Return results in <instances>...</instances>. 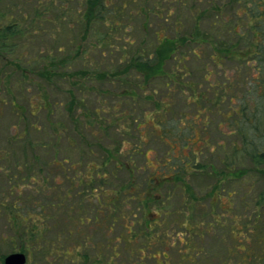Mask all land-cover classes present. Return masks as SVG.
<instances>
[{
    "label": "rangeland",
    "instance_id": "rangeland-1",
    "mask_svg": "<svg viewBox=\"0 0 264 264\" xmlns=\"http://www.w3.org/2000/svg\"><path fill=\"white\" fill-rule=\"evenodd\" d=\"M35 1L0 0V14L3 16L0 19V27L13 22L19 24L21 21L27 25L26 30L21 25L17 28L27 33V39H24L27 45L23 50L25 55V60H23L29 59L38 65L41 64V67H32V70L29 69L30 64H24L22 69L25 68L28 72L22 73L24 71L18 69L19 60L0 57V150L8 152V156L11 157L12 149L9 148L6 139L25 138L29 135L34 141L38 140L36 146L44 143L48 148L47 150L44 148L43 152L39 151L42 149H38L35 154L42 162L51 161L52 153L57 150L56 161H58L57 158L61 161L68 158L70 161L77 162L76 169L79 175L86 171L84 167H87V164H100L113 154L119 163L132 162L136 173L129 177L124 170H121L115 173V177L109 176L108 180L115 186L133 180L135 185L138 182L141 190L148 179L174 177L169 171L172 167L184 177L186 184L191 188L192 196L184 192L186 187L182 184L174 185L171 182L168 185L166 183L161 190L154 193L155 201L148 205L147 216L151 220L160 221L163 224L162 232L171 234L174 240H166V246L165 243L153 244L151 250L165 251L171 256L172 263L183 264L184 261L176 252L182 248L178 240L189 239L190 228L202 221L204 226L192 231L191 236L199 240L194 239L192 242L196 246L200 243L204 249L201 255L203 251L205 254L195 262L198 264H264V240L263 242L258 240L252 229H246L253 225L252 222L256 215L258 218L261 216L257 224L261 229L260 238H264V209L261 215L260 209L254 208L256 201L261 197V191H264V181L261 170L256 169L249 156L244 153L245 148L248 152L250 148L244 145L243 133L239 131L237 122L242 123L245 128L249 124L241 122L244 115L243 107L248 117L252 113L256 114L257 120L261 117L260 99H253L257 96L250 94L243 98V94L251 88L248 81L256 85L261 80L258 73V62L254 60L256 56L253 54L257 40L252 38L249 31L250 24L245 20L244 11L239 10L238 18L242 19L239 26L245 38L239 42L236 52L233 50L235 46L232 45L231 52H229L232 57L221 58L220 53L230 46V43L225 40L213 46L188 44L192 51L196 49L195 51L201 53L200 58H196L190 51L183 65H179L175 57L167 61L165 71L175 72V80L181 81L182 84V89L177 84H172L171 89L168 90L165 87L166 76L159 78L151 76L147 80V72L144 77L142 73L133 68L128 71L123 68L130 62L131 56L146 55L154 49L158 41L155 33L160 23L162 26L166 25L168 29L167 31L161 30L158 34L159 39L166 35L171 38L190 34L187 9L180 10V7H172L171 12L176 14L175 12L179 10L178 16L180 15L177 24L179 33H176L173 29L176 16L165 14L164 17L168 18V22H165L166 19L159 20L152 14L150 15L152 9L154 11L160 5L158 1L156 2L158 5L155 3L156 6L143 3L141 9L146 18L138 15L139 18L137 16L136 19H141L134 20L126 28L125 38L134 41L132 46L117 42L115 45L120 46L113 49L112 55L109 51L102 55L99 49L91 48L94 39L86 36L88 41L83 40L82 45L85 46L87 52L81 54L77 48L78 51L75 52L77 56L73 58L75 60L70 59L75 53L68 58L70 65L57 68L59 71L54 69L55 73L51 74L52 76L46 77L44 74L42 78L36 72L50 68L51 62L58 64L57 60L62 57L61 54L53 52L50 55L56 61L49 57L43 58L44 44L47 43L48 47L53 41L51 39L53 37L52 25L48 23V20L57 21L55 17L60 12L59 7H61L62 0H53L56 3L55 8L48 7V9L46 6L50 5L51 0H41L46 5L43 6L46 9L39 10L45 14L40 18L34 13V8L37 6ZM77 1H80L79 5ZM86 1H68L65 7L69 9L70 14H73L75 9L83 12ZM222 1L221 5L217 4V6L221 7L225 18L228 16L231 18L234 14L233 9L236 7L231 0ZM170 3L166 2L167 5H171ZM189 3L193 24V5L201 3L198 4L194 0H190ZM213 4L211 0H207L202 6L210 8ZM159 7H163V3ZM67 13L62 17L64 24L72 17L71 15L68 17ZM203 27L204 25L200 30L202 38L205 39L203 34L206 30ZM43 51L44 53L40 54ZM123 53L127 55V58H120ZM238 62L245 63L247 68L242 69ZM182 66L187 68L186 72ZM180 71H184L185 74H181L184 72L180 73ZM243 77L248 79L245 86L242 82ZM44 78H51L53 83ZM145 79L148 82H145ZM227 91H230L235 98L231 99L232 95L227 94ZM257 93L258 96L263 94L264 89L260 88ZM194 94L202 95L205 99L196 100V104L195 99L190 100ZM72 101L75 103L73 106ZM242 101H245L244 105ZM45 103L46 107L47 104H51V108L54 109L53 115H49L46 108H44L46 111L39 110L40 105ZM12 110L22 112L23 119L19 121L21 115L15 114ZM236 111L237 114H235ZM31 112L35 114L34 117ZM71 116L73 120L76 119L75 122ZM158 121H162L159 126H157ZM34 127L41 131H35ZM165 132L176 134L169 138ZM68 142L73 143L72 150ZM27 143L19 146L22 148V156L24 155L22 151L27 154L35 150ZM259 143L260 141L257 142ZM88 144H90L92 154L88 152ZM137 147L140 148L142 155L132 154L133 148L138 149ZM46 152H48L47 155ZM28 154L32 158V154ZM187 157H190L191 161V166L188 167L185 166V162L188 161ZM113 163L109 164L111 169ZM226 163L232 164L226 167ZM60 165L70 178L72 170L67 171L70 164L60 163ZM40 166L53 173L59 169L52 165L41 164ZM189 167H191L190 170H188ZM46 172L48 173L44 169L41 175L46 176ZM48 176L51 177L52 174L48 173ZM61 179L62 176L57 178L59 182ZM115 186H103L102 189L96 187L98 191L93 193L102 196L105 202L107 194L115 189ZM64 187L67 188L66 184ZM220 188H222L220 197L214 198L213 192ZM93 193H89L91 196L87 197L86 203L89 206L90 203L96 202ZM182 193L183 196H181ZM128 210L126 208L124 211ZM87 215L92 217L89 211ZM187 221L189 229L187 227V230L184 227L178 228L177 223L183 225ZM137 228L139 229L138 226H133V231L136 232ZM143 229L145 232L139 234L143 237L144 243H149V240L144 237L149 231L143 227L140 231ZM120 230L122 229L118 225L114 227L113 234L110 235L113 241L116 242ZM6 231V225L0 223L2 236L7 234ZM201 240L203 241L200 242ZM4 248L0 249V255H7L11 251L10 248ZM82 253L84 256L86 254L93 256L89 246L85 250L82 249ZM105 254L108 255V250ZM120 255L116 262L129 264L125 261L126 252H121ZM261 255L263 256L262 261L259 259ZM156 261L157 259H148L143 264H157ZM161 262L159 259L158 263Z\"/></svg>",
    "mask_w": 264,
    "mask_h": 264
},
{
    "label": "trees",
    "instance_id": "trees-1",
    "mask_svg": "<svg viewBox=\"0 0 264 264\" xmlns=\"http://www.w3.org/2000/svg\"><path fill=\"white\" fill-rule=\"evenodd\" d=\"M68 1L70 2L73 0L61 1L62 4L60 3L61 7H59L60 12L57 17H55L57 20L56 22L54 19L48 20V23L52 25L53 37L51 39L54 42L52 41V44L48 47L46 46L47 43L44 44L45 54H43V58H51L50 54L57 52L62 55L61 59L57 60L60 65L55 62H51L50 68H46L44 65L46 69H40L36 72L39 76H42V78L45 75L46 77H48V75L52 76L51 74L55 73L54 69L59 71L57 68L70 65V60L68 58L78 51L77 48L80 50L81 54L87 52V49L84 48L85 46L82 45V41L85 40L87 42V37L90 36L94 39L91 48L99 49L102 55H105L107 51L112 55L113 49L119 48L120 46L115 45L117 42L132 46L134 41L126 40L125 38L126 28L129 27L131 22L137 20L136 18L138 15H141V18H146L141 9L143 3L155 5L158 1V4H160L159 6L163 3V7L158 6L154 11L152 9L150 15L152 14L159 20L166 19L165 22H168V18L164 17L165 14L176 16L174 21L175 27L173 29L176 33H179L177 29L178 17L180 16H178L179 10L174 14L171 12L172 7H180V10L182 8L183 10L187 9L189 13V19L187 20L190 22L191 29L190 34H182L181 36H174L171 38L166 35L162 39H159L158 34L161 30L167 31L168 29L166 25L163 24L164 26H162V23H160L161 25H159V29L157 33H155L158 41L154 49L146 53V55H138L137 57L131 56L130 62H128L123 69L128 71L130 68H133L142 73L144 77L147 72V80L151 76L158 78L160 76H166L167 80L165 82V87L168 90L171 89L172 84H177L178 87L182 89V84L181 81L178 82L175 80V72L168 73L165 71V64L171 58L175 57L177 63L183 65V62L186 61L187 54L192 51V48L188 46V44H196V46L208 44L213 46L218 43L221 44L222 41L225 40L230 43V46L226 51L220 53L221 58L232 57L229 55L232 45L235 46L233 50L236 52L235 50H237L236 48L239 46V42L245 38L239 26L242 19L238 18L239 10H243L244 17L246 18L245 20L250 24L249 31L251 32L252 38L257 40L256 45L254 44L255 50L253 54L256 56L254 60L258 62V73L261 79L258 84L254 85L252 81L249 82L248 79L243 77L242 82L244 86L247 84L246 81L251 84V88L243 94V98H246V96L250 94L257 96L253 99H260L259 112L261 117L257 120L255 113H252L250 117H248V115L245 114L246 109L243 107L242 113H244V115L242 114L243 118L241 122L245 124L248 122L249 124L247 123V128H245L242 123H239V121L237 122L239 131L243 133L244 145L250 148L249 152L247 148H245L244 153L249 156L254 167L261 170L262 180L264 181V93L259 96L257 93V90L260 88L264 89V0H231L234 7H236L233 9L234 14H232L231 18L230 16L225 18V15L221 11V7L217 6V4L221 5L223 2L222 0H211L214 4L211 5L210 8L202 6L207 0H194V2L201 4L193 5V24L191 23L190 3L188 4L190 0H87L84 3V11L81 12L79 9H75L73 14H70V11H68L69 9L65 7ZM35 2L37 6L34 8V13L38 18L45 15L39 10L42 8L48 9V7L55 8L54 6H56L53 0H51L50 5L48 4L47 6L44 5L41 0H36ZM77 2V5H79L80 1ZM166 2L171 5H167ZM165 4L167 6H165ZM43 6H46V8ZM66 13L68 17L69 15L72 17L67 21L65 20L66 24H64V19L62 17ZM1 18H3L2 14H0V19ZM126 18L127 21H125ZM44 21L47 20L44 19ZM19 25L26 30L27 25L22 21L19 24L13 22L10 25L0 27V57L4 59L10 57L15 61L19 60L18 69L24 71L22 73H26L28 71L25 68L22 69V65L30 64L29 69L32 70V67L38 68L37 66L41 67V64L38 65V63L29 59L24 61L25 55L23 54V50L25 45H27L24 39H27V33L26 31L23 32L21 28L17 29ZM203 25L204 30H206L203 34L205 39L202 38L200 30ZM185 48L187 50H183ZM122 49H124V47ZM119 50L121 51V49ZM195 50L192 51L193 55L196 58H200L201 53L199 54ZM42 53H44V51L40 52V54ZM76 56L75 53L70 59L75 60L73 58H76ZM121 57L127 58V55L125 56L123 53L120 55V58ZM53 59L51 58V60ZM237 59L240 60L241 58L237 57ZM239 67L243 69L247 68V65L245 63H239ZM182 68L186 72L187 68L185 66H182ZM184 71H180V73ZM185 72L181 74L184 75ZM51 78L44 79L53 83ZM146 79L144 81L148 82ZM230 91L226 93L230 94ZM231 95L232 94H230V96ZM233 98L235 97L232 95L231 99ZM191 99H195L196 102V100H203L205 98L202 95L194 94L190 97V100ZM242 103L244 105L245 101H242ZM47 105L46 107V103L41 104L39 110H44V108H46L47 113L53 115L54 109L51 108V104ZM71 105H75L74 101L71 102ZM13 106L14 105L11 106L12 109H14ZM12 111L15 112V114L18 113L21 115L19 118L20 121L22 112L20 113L18 110ZM237 113L236 111L235 114ZM31 115L33 117L35 116L33 112H31ZM71 119L73 120L72 116ZM75 120L76 119H74L73 122H75ZM160 124H162V121H158L157 126ZM34 129L37 132L41 131L36 130L35 127ZM175 134L174 132V134L167 133L165 135L172 138ZM257 140L260 141L259 144H257ZM37 142L38 140L34 141L29 135L25 138L17 137L14 139L11 138V140L6 139L9 148L12 149V156L9 157L8 152L0 150V223H4L7 228V234H5V236H2L3 234L0 232V245L2 246L0 249L4 247V249L10 248L11 251L9 254L18 252L24 253L28 257L27 264H125L123 262H116L118 261V257L121 256V252H126L125 261L129 264H143L144 261L148 259H157V264H174L170 258L171 256L167 252H154L151 250V245L165 243L166 246V240H172L173 237H171V234L162 232L161 228L163 224H161L160 221L148 218L147 207L155 201L153 198L154 193L161 190V187L157 185L159 183L171 182L174 185L182 184V186L186 187L184 192L191 197V188L186 184L181 173L170 167V174L174 177L148 179L145 183V187H143L145 191L138 187V182H136L135 185L133 180L115 186L108 180L109 176L115 177V173L121 170H124L129 177L134 176L136 171L135 168H133L132 162L119 163L115 159V156L111 154V156L109 155L108 158H105L100 164H87V167H84L86 171L79 175L76 169L78 166L77 162L70 161L68 158L62 161L57 158L58 161H56L57 150H54V153H52L53 159L51 161L42 162L35 154L38 149H42L39 151L43 152L44 148L45 150L48 148L44 143H40V145L38 144V146H36L35 144H37ZM24 143H27L28 146H32L33 149H35L33 152H28L32 154V158L24 151H22V153H24L22 156V148H19V146ZM68 143V146L72 150V148H74L73 143ZM89 146L90 144L87 145L88 152L92 154V150H90L91 148ZM137 148L138 149L133 148L132 154L142 155L139 151L140 148ZM47 154L48 152H46V155ZM187 159L188 161L185 163H190L191 166L190 157ZM59 162L70 164V168L67 169V171L72 170V176L70 178L66 175L65 169ZM111 162H114L112 169L109 165ZM41 164L55 166L59 168L58 171L60 172L55 171L53 173L51 170L41 167ZM230 164L232 163H226V167H230ZM165 167L168 166L165 165ZM44 169H46L49 174H52V176L49 177L46 172V176L43 177L41 174ZM60 176H62V179L59 182L57 178ZM65 184L67 188L64 187ZM103 186L116 187L107 194L105 202L102 196H97L93 193ZM96 187L98 188L96 189ZM221 191L222 188L218 191H214L213 194H219ZM105 192L107 193V190ZM89 193H93L96 200L95 203L89 202L90 206L86 203V201H88L87 197L91 196ZM169 196L170 195H168V197ZM181 196H183V193ZM163 204L164 202L162 205ZM131 205L132 209H130ZM126 208L129 210L125 212L124 210H126ZM254 208H259L261 215L263 214L264 191H261V197L256 201ZM88 211L90 214L92 213V217L87 215ZM253 211L255 212L254 209ZM260 218L261 216L258 218L256 215L252 222L253 225L246 229H252L256 233L255 237L263 242L264 238H260L261 229L257 224ZM187 223L188 221L183 225L177 223L178 228L184 227L186 229L187 227V229H189L190 226L188 225L189 223ZM255 224L257 229L255 228ZM116 225L122 230L118 232L119 234L115 242L113 238H110V235L113 234V229ZM135 225L139 227L136 232L133 231V226ZM202 225L204 226L201 221L195 227L190 228L189 239L178 240L182 248L176 252L179 254L181 260L184 261L183 264H198L195 261L202 258L205 254L203 251L201 255L202 250H204L202 249V245H200V243H198L197 246L194 245L192 240L195 238L191 236L192 231H195V229ZM141 227L149 231L146 232L148 235L144 237L146 240H149L150 244L142 241L143 237H141L140 234L145 232V230L143 229V231H140ZM195 240L199 241L198 239ZM202 241L203 240L200 242ZM91 243L94 245H91ZM88 246L90 251L93 252V256L87 254L85 256L83 255L82 249L85 250ZM107 250L108 255L105 254ZM9 254L0 255V264H4V260ZM262 257V255L259 256L261 261ZM159 259L162 261L161 263H158Z\"/></svg>",
    "mask_w": 264,
    "mask_h": 264
},
{
    "label": "water",
    "instance_id": "water-1",
    "mask_svg": "<svg viewBox=\"0 0 264 264\" xmlns=\"http://www.w3.org/2000/svg\"><path fill=\"white\" fill-rule=\"evenodd\" d=\"M28 257L24 253H12L6 256L4 264H27Z\"/></svg>",
    "mask_w": 264,
    "mask_h": 264
},
{
    "label": "flooded vegetation",
    "instance_id": "flooded-vegetation-1",
    "mask_svg": "<svg viewBox=\"0 0 264 264\" xmlns=\"http://www.w3.org/2000/svg\"><path fill=\"white\" fill-rule=\"evenodd\" d=\"M187 158H189V157H187ZM186 167H188V166H190V163H186V165H185ZM188 170H190V167H189V169ZM188 170H186V171H188ZM168 184H170L169 182H167V185ZM158 186H160V187H162V186H164V185H166V183H159V184H157ZM144 191H145V188L143 189ZM214 198H217V197H220V193L219 194H215L214 196H213ZM27 263H28V260H27Z\"/></svg>",
    "mask_w": 264,
    "mask_h": 264
}]
</instances>
